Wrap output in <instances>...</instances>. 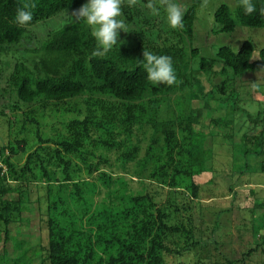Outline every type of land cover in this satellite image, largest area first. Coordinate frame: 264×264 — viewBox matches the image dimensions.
Wrapping results in <instances>:
<instances>
[{
	"label": "trees",
	"instance_id": "obj_1",
	"mask_svg": "<svg viewBox=\"0 0 264 264\" xmlns=\"http://www.w3.org/2000/svg\"><path fill=\"white\" fill-rule=\"evenodd\" d=\"M34 2L32 22L19 26L13 17L21 0H0V128L8 133L0 142L3 242L11 239L10 224L28 221L24 213L35 201L38 264H248L252 254H264L262 202L247 209L255 241L239 257L215 255L223 244L215 237L220 217L231 208L211 205L209 232L202 218L203 193L218 183L220 150L230 159L232 197L237 185L264 182V107L254 96L262 93L255 77L264 76V46L245 39L237 51L220 45L212 56L199 55L192 40L202 0H177L186 9L183 29L169 26L162 7L154 14L140 0L122 6L129 32L120 36L131 43H117L103 58L91 56L97 45L83 21L26 47L28 26L86 0ZM234 2L232 10L225 3L214 10L215 32L264 30V0H252L251 15ZM144 48L172 58V86L148 81ZM252 100L255 113L244 106ZM6 109L24 119L15 122ZM47 116L54 121L41 123ZM207 173L206 182L195 181Z\"/></svg>",
	"mask_w": 264,
	"mask_h": 264
},
{
	"label": "rangeland",
	"instance_id": "obj_2",
	"mask_svg": "<svg viewBox=\"0 0 264 264\" xmlns=\"http://www.w3.org/2000/svg\"><path fill=\"white\" fill-rule=\"evenodd\" d=\"M221 3L227 4L230 7V10H232L235 5L234 0H211L207 10L201 11L200 5L197 7L196 19L194 22L195 34L192 40V45L199 49V55L208 57L212 56L220 45H228L234 51H237L241 42L245 39H251L257 47L264 46V30L262 29L237 25L231 32H215L214 28L216 27V23L214 22V10ZM71 12L72 10L68 9L48 19L39 21L34 25L28 26L27 31L33 37L29 42L23 41V46L32 47L37 43V39L43 37L49 30L57 29L70 23L72 21V17L70 16ZM117 43L120 45L127 43L130 44L131 39H126L124 36H120V41ZM18 54V52L15 53V55ZM254 57H257L256 53L254 54ZM200 79L208 89L209 83L207 82V76L202 73L200 74ZM255 81L263 84L261 89L262 93L259 92V94H254V96L256 100L262 101L261 104H263L264 107V76L257 75ZM253 100L255 99L253 98ZM253 100L250 102V107L248 106L249 104L244 105L251 113H255L257 108L256 103L253 102ZM246 103H249V101ZM193 105H198V102L193 101ZM0 106H2L1 100ZM5 112L17 123H20L21 120L24 119L20 111H16V113L6 109ZM221 112L222 111L215 110V114H221ZM0 120L2 119L0 118ZM39 120L41 123L45 124L47 121H54V118L47 116L43 119L39 118ZM7 138L8 133L6 126L4 125L0 128V142H5ZM227 143H230V141H227ZM208 144H210V140L206 141V145ZM219 154L220 155H217L215 162L219 169L216 176L218 183H216L215 188L212 189L211 192L206 190L203 193L204 204L208 205H204L202 208V218L204 220L203 228L209 232L210 227H214L211 213L215 212L216 208L211 207V205L218 206L220 209L231 208V211L222 214L220 217V226L216 229L215 237L221 240L223 244L219 246V250L215 252V255L226 254L227 256L235 258L239 257L242 251L246 250L249 246V242L254 243L255 241L252 232L247 230L252 223L250 219H244L250 218L247 209L254 206L255 203L262 202L264 206V182L257 180L254 182L250 181L251 183L249 185L243 184L241 187L237 185L234 187L235 196L232 197L231 191L227 188L228 176H226V174L230 173V168H227V163L230 159L224 151L220 150ZM210 176L209 173L203 174L200 177H195V181L202 184L206 182ZM259 176L260 178H264V176ZM233 178L234 182L237 183L239 180V174H234ZM244 178L245 176L242 177V179ZM249 188L253 189L255 193H251ZM211 195L214 197H210ZM32 199L34 200L33 196ZM38 207L39 205L35 201H32V205H30L31 209L24 213V217L27 218L28 221H23L21 224L12 223L9 225L8 228L11 235L9 241L3 242L4 236L1 234L0 264H38L40 262L41 258L39 256L41 252L38 253L37 249L34 248L40 240ZM258 208H256L257 213L261 211V209ZM256 223H259V221H256ZM257 232L259 234H264V228L258 227ZM4 248L7 249L6 253L2 252ZM248 264H264V254H261L260 252L252 254L248 259Z\"/></svg>",
	"mask_w": 264,
	"mask_h": 264
},
{
	"label": "clouds",
	"instance_id": "obj_3",
	"mask_svg": "<svg viewBox=\"0 0 264 264\" xmlns=\"http://www.w3.org/2000/svg\"><path fill=\"white\" fill-rule=\"evenodd\" d=\"M136 6L140 0H86L79 8L73 9L70 16L73 23L83 21L90 29L97 47L91 53L92 57L103 58L120 41L121 30L129 32L123 19H121L122 6ZM211 0H202L201 11L207 10ZM154 14L163 8L166 21L173 29H183L186 9L177 0H148L145 5ZM237 7H242L246 15L257 11L252 0H237ZM36 8L34 0H21L17 7L13 22L19 26L28 25L33 20V9ZM264 16V6L259 9ZM143 68L147 79L153 85L166 84L172 86L176 82V72L172 58L168 55L155 54L143 49Z\"/></svg>",
	"mask_w": 264,
	"mask_h": 264
},
{
	"label": "built area",
	"instance_id": "obj_4",
	"mask_svg": "<svg viewBox=\"0 0 264 264\" xmlns=\"http://www.w3.org/2000/svg\"><path fill=\"white\" fill-rule=\"evenodd\" d=\"M0 167L4 168L3 164L0 162Z\"/></svg>",
	"mask_w": 264,
	"mask_h": 264
}]
</instances>
